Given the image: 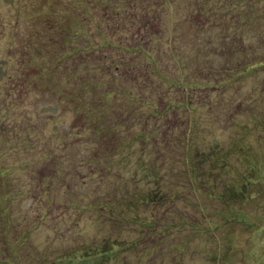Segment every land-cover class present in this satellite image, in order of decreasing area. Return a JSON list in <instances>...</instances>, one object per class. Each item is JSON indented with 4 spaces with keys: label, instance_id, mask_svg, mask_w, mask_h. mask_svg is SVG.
<instances>
[{
    "label": "rangeland",
    "instance_id": "obj_1",
    "mask_svg": "<svg viewBox=\"0 0 264 264\" xmlns=\"http://www.w3.org/2000/svg\"><path fill=\"white\" fill-rule=\"evenodd\" d=\"M0 18V264H264V0Z\"/></svg>",
    "mask_w": 264,
    "mask_h": 264
},
{
    "label": "trees",
    "instance_id": "obj_2",
    "mask_svg": "<svg viewBox=\"0 0 264 264\" xmlns=\"http://www.w3.org/2000/svg\"><path fill=\"white\" fill-rule=\"evenodd\" d=\"M0 20H1V18H0ZM47 38V37H46ZM50 41V40H49ZM121 74H122V71H121ZM80 88H84V87H80ZM69 90H71V88H68ZM73 92V90H71L68 94H71ZM82 93H83V91H82ZM109 92H106L105 94H103L104 96L106 95V97H104L103 96V98L102 99H100L99 100V102H101V103H103V101H104V98H106V99H109V97H111V95L110 94H108ZM83 95V94H82ZM93 101V99L92 100H89V98H86V97H84V95L83 96H81V97H79L77 100H76V103L77 104H79L80 106H88L89 104H93V103H89V102H92ZM95 105V104H94ZM96 106V105H95ZM95 106H93L94 108H96L97 110V112L95 113V115H97V119H99V117H100V114H101V112L98 110L99 108H97V107H95ZM85 114V113H84Z\"/></svg>",
    "mask_w": 264,
    "mask_h": 264
}]
</instances>
